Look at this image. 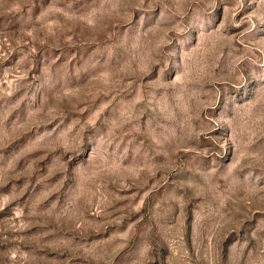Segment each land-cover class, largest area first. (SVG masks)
Masks as SVG:
<instances>
[{
    "label": "rangeland",
    "instance_id": "rangeland-1",
    "mask_svg": "<svg viewBox=\"0 0 264 264\" xmlns=\"http://www.w3.org/2000/svg\"><path fill=\"white\" fill-rule=\"evenodd\" d=\"M0 264H264V0H0Z\"/></svg>",
    "mask_w": 264,
    "mask_h": 264
}]
</instances>
